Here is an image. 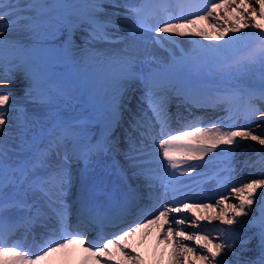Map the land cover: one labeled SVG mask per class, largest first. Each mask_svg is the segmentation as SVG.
Instances as JSON below:
<instances>
[{"label":"snow or ice","instance_id":"1","mask_svg":"<svg viewBox=\"0 0 264 264\" xmlns=\"http://www.w3.org/2000/svg\"><path fill=\"white\" fill-rule=\"evenodd\" d=\"M106 4L114 10L111 18ZM121 16L129 28L115 19ZM77 32L82 45L75 43ZM19 33L26 37L12 38ZM149 33L167 59L150 53L143 40ZM176 37L191 47L179 48ZM100 42L123 47L101 52ZM96 65L108 84L99 139L90 135L94 111L85 108L74 118L53 111L74 100L68 84L73 70ZM17 74L25 81L21 98L11 91ZM137 84L143 92L133 113L129 93ZM173 97L191 117L177 116L175 130L168 111ZM27 103L43 111L29 113ZM191 108H219L225 115L205 127ZM118 127L124 128L127 168L104 159L119 150L112 139ZM241 141L264 146V0H0V264H72L77 253L78 264H162L165 254L167 264H264V191H258L264 178L238 181L244 169L264 177V147L257 159L240 162ZM244 147L256 151L251 143ZM212 162L210 179L227 193L207 197L214 203L186 202L191 198L183 178ZM74 163L83 165L81 175L90 183L75 201L77 228L71 230L65 197ZM133 177L144 181L153 205L157 188L166 202L150 211L141 188L128 183ZM185 211L193 227L212 220L229 227L219 241L190 234L182 227L186 219L174 215ZM129 216L135 219L125 229ZM234 224L255 231L241 236ZM37 227L44 229L43 242L34 253L26 244L36 240ZM82 228L98 230L97 242ZM152 228L153 254L159 253L154 262L133 243L138 232ZM13 237L20 238L9 243ZM227 255L231 262L222 258Z\"/></svg>","mask_w":264,"mask_h":264},{"label":"rangeland","instance_id":"2","mask_svg":"<svg viewBox=\"0 0 264 264\" xmlns=\"http://www.w3.org/2000/svg\"><path fill=\"white\" fill-rule=\"evenodd\" d=\"M89 71L91 70V69H88ZM88 71V72H89ZM72 77V76H71ZM18 82V81H17ZM20 87V86H19ZM15 96L17 95V93H13ZM17 98H20V97H18V96H16ZM76 98L74 97V100H73V102L71 103V104H69L68 105V107H67V110H73L77 105H78V102L75 100ZM82 99L84 100V101H89V99H85V95H83L82 96ZM33 106H38V104H34ZM254 145H255V149L256 150H261V148L262 147H264V146H261L260 147V145H258V144H255V142H254ZM245 152H248V151H245ZM212 173H213V171H211V175H212ZM262 178H264V177H262ZM85 178L84 177H82V175H81V171H79V173L76 175V176H74V174H72V186H71V188L68 190V194L70 193V192H73V193H75V192H78L79 193V195H83L84 193L82 192V190L83 189H85L86 187H87V185H85ZM242 182H244V181H242ZM213 183H215L214 181H213ZM216 184V183H215ZM237 186H239L238 184H237ZM216 191H218V192H223V194H226L227 193V190H225V189H223V188H217L216 189ZM259 191V190H258ZM260 191H264V189H261ZM230 201H231V197H230ZM232 202H234V201H232ZM254 208H256L257 206L256 205H254L253 206ZM257 215H258V213H256ZM241 220H249V219H251V216H248V217H241L240 218ZM254 229V228H253ZM196 232L197 233H199L197 230H196ZM251 232L252 231H250V229H246V231L243 233V234H240L241 236H244V235H250L251 234ZM216 238V240L217 241H219L220 239H222V237H215V236H211V237H209V238ZM137 242L139 243V244H137ZM255 244H256V241L255 240H253L252 242H251V244H249L248 245V247L249 248H252V247H254L255 246ZM157 244H156V235H155V237H153L152 238V240L151 239H148V240H145L144 242H142L141 243V240L140 241H134V246L136 247V250L137 251H139L140 253H141V255L146 259V260H148V261H155L156 260V257L159 255V253H158V251L156 252V255L154 256V254H153V252H154V250L156 249V246ZM238 250V249H237ZM246 257H251V256H253L254 254L252 253V252H248V253H245L244 254ZM222 258H225L227 261H229V262H231L232 260H233V257L231 256V255H227V256H223ZM167 259H168V257H167V254H165V256L163 257V262L164 263H166L167 264Z\"/></svg>","mask_w":264,"mask_h":264},{"label":"bare ground","instance_id":"3","mask_svg":"<svg viewBox=\"0 0 264 264\" xmlns=\"http://www.w3.org/2000/svg\"><path fill=\"white\" fill-rule=\"evenodd\" d=\"M68 2H71L72 0H67ZM65 2L66 4H69L68 2ZM130 2H135V0H129ZM114 10L112 9V8H108L106 5H105V12L106 13H108L109 14V16L107 17V18H111V16H110V14L113 12ZM101 16H102V18H104V13H102L101 14ZM117 18V17H116ZM115 18V19H116ZM26 37V33H19V34H13V37L12 38H20V39H24ZM143 40H146L145 38H143ZM147 41V40H146ZM178 41V44H179V48L181 47V46H183V44H188V42H187V40H177ZM75 43L77 44V45H82L83 43H79V42H77L76 41V39H75ZM98 48H99V51H101V52H104V51H111V50H114V49H116V48H121V47H123V45L122 44H118V45H114V44H110V43H107V42H100V43H97V45H96ZM148 48L151 50V49H153V50H156V51H161L159 48H157L156 46H153L152 44H149L148 43ZM98 50V49H97ZM163 55H166V54H163ZM168 56V55H167ZM167 56L165 57V56H163V59H167ZM97 69H103V66H100V65H97ZM104 70V69H103ZM89 71V70H88ZM21 75H19V74H17V77H16V79L14 80V82L12 83V85H11V91L13 92V93H19V91L21 90V88L19 87V85L17 84L18 82L17 81H19L20 79H21ZM34 110H35V112H37V111H43V109L42 108H40V106L38 105V106H36L35 108H34ZM76 165H78V164H72L71 165V171L73 172V171H77V167H76ZM81 167H83V165L82 164H80V168ZM113 179H115V177H113ZM88 182H90V181H88ZM140 232H138L137 233V235L139 234ZM138 243V242H137ZM35 253V252H34ZM73 260H72V264H78V259H79V256H75V257H73L72 258Z\"/></svg>","mask_w":264,"mask_h":264}]
</instances>
